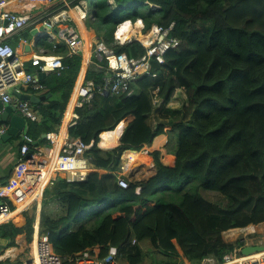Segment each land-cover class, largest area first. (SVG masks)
Here are the masks:
<instances>
[{
  "label": "trees",
  "instance_id": "trees-1",
  "mask_svg": "<svg viewBox=\"0 0 264 264\" xmlns=\"http://www.w3.org/2000/svg\"><path fill=\"white\" fill-rule=\"evenodd\" d=\"M80 1L70 0V6ZM92 4L87 17L97 23L90 26L88 17L87 28L118 53L137 57L144 52L137 41L116 43L113 31L124 20L141 19L145 28L174 22L172 35L181 43L165 54L163 64L153 62L154 75H139L138 94L95 95L76 109L78 118L68 135L80 137L90 163L106 171L88 173L84 180L59 176L46 186L39 229L49 234L55 252L66 259L95 245L101 246L103 257L108 245H117L126 264H140L147 257L149 264H184V258L201 264L206 257L221 262L242 244L240 239L226 241L224 231L264 222V0H92ZM101 28L106 30L104 39ZM28 33L27 28L21 36ZM18 38L13 37L14 47ZM58 48L56 52L63 49ZM62 61L65 68L60 74L50 72L41 78L43 94L51 96L38 105L40 121H29L26 130L33 141L48 147L42 134L57 132L81 56L64 55ZM30 66L27 63V71ZM92 76L99 81L100 74L88 70L86 77ZM152 88L161 98L157 107L152 105ZM177 88L185 90L186 104L167 110ZM119 128L115 147H98L105 133ZM160 133L168 138L165 148L174 156L173 165L161 162L160 151H151L154 174L128 180L126 188L119 186L115 171L123 151H140ZM37 145L29 144L28 152L32 154ZM203 191L218 194L224 204L206 198ZM1 200L15 209L11 198ZM25 207L18 205L16 211ZM34 208L0 224V255L17 246L20 234L26 243L32 241ZM58 209L61 212L53 215ZM85 209L91 212L69 227ZM146 239L149 250L141 245ZM21 258H0V264H23Z\"/></svg>",
  "mask_w": 264,
  "mask_h": 264
},
{
  "label": "built area",
  "instance_id": "built-area-1",
  "mask_svg": "<svg viewBox=\"0 0 264 264\" xmlns=\"http://www.w3.org/2000/svg\"><path fill=\"white\" fill-rule=\"evenodd\" d=\"M26 1L32 7L38 6L43 9L49 7L56 0ZM5 2L6 0H0V103L13 104L25 119L34 120L36 112L29 100H21L13 94V91L35 95L43 94L46 87L41 82V75L39 78V74L47 75L50 72L60 74L65 68L62 61L64 55L78 54L86 61L81 81L73 86L61 118L60 124L62 125L64 115L72 101L71 116L66 122V127L69 128L76 123L78 118L76 109L89 104L95 95L108 94L109 96L128 97L138 94L140 88L136 85V81L139 75L141 73L154 75V73H151L153 62L159 65L163 64L165 54L181 43L178 37L172 35L174 22H171L168 26L155 23L145 28L144 24L137 26L138 21L142 22L138 19L134 25L131 20H125L130 21L132 30L126 29V32L121 34H117L118 24L114 30V39L117 44L131 41L139 42L144 47V52L140 56L133 57L125 52L118 53L95 35L86 47V39L80 35L78 28L71 22L72 19L66 11L75 8L80 16L85 18L86 11L83 9L86 5L85 1L82 0L79 4L70 6V0H62L63 8L61 10H47L50 12L44 14L39 22L31 20L28 13L7 9L4 7ZM83 2L84 4H82ZM152 8H156V6H152ZM25 27L28 28L30 33L34 30L32 37L35 39V44L40 43V52L28 60H24L22 56L18 55L17 49L10 43V39ZM23 43L24 45L27 44V40L23 39ZM44 43L51 44L52 48L46 47ZM59 46L63 49L56 52ZM85 57H87V60ZM27 62L31 66H38V68L35 71H27ZM47 63L50 64L49 67H46ZM89 64L92 67L91 70L100 74L98 82L95 76L86 77ZM28 90L34 93H28ZM157 91L158 89L152 88L150 92L153 107L159 106L161 101V98L157 96ZM169 105L168 102L166 107H169ZM7 129L8 125L6 123L0 124V140ZM55 133L57 134V132L46 133L45 138L49 141L50 146L43 145L45 151H43L44 148L37 145L34 147V152L30 154L28 152L29 144H34L35 141L23 129L21 134L23 142L20 145L19 155L14 165L17 182H11L9 179V183L4 184L9 189L0 190V217H3V219H7L11 215L12 209L1 198H11L17 203L18 199L31 191L37 185L38 180H41L42 173H45V166L53 172L47 180V186L52 184L60 174H64L63 178L68 181L84 180L86 176L85 168H88L90 164L89 158L85 155L86 145L84 141L80 137L70 138L68 135L61 140L58 146L54 136ZM32 164H34V167H32ZM40 166L42 169H40ZM130 168L128 162H123L121 158L120 169L115 171V174L118 185L123 188L128 186V180L130 179L127 172ZM44 187H42V193ZM36 220L33 239L30 242L34 255L26 260L21 258L23 264H126L121 259L120 247L117 245H108L103 257L99 256L101 246L95 245L66 259L55 252L49 234L40 231L39 219ZM235 229L228 230L231 234L236 232V237L241 235L238 239L242 244L238 248H234L231 253L225 254L221 262H217L214 257H206L203 258L201 264H264V250L250 254L241 253L242 248L246 246L264 245V233L253 239V237H247V231L240 232L235 231ZM2 255H0V258H2Z\"/></svg>",
  "mask_w": 264,
  "mask_h": 264
},
{
  "label": "crops",
  "instance_id": "crops-1",
  "mask_svg": "<svg viewBox=\"0 0 264 264\" xmlns=\"http://www.w3.org/2000/svg\"><path fill=\"white\" fill-rule=\"evenodd\" d=\"M4 7H6L7 9L18 10V11H20L22 13H28L31 16V20H35V21H38L39 22L40 19L44 16V14L50 12V11H47V10H53V11L54 10H61L63 8V3H62V0H56L49 7L40 9V7H38V6L32 7V5L29 4L26 0H6ZM66 11H67V14L72 19L71 22L78 28V31H79L80 35L87 40V37L83 35L82 30L80 29V27L78 25V22H77V19H76V16H75V15H78L77 14L78 11L76 9L74 10L72 8L67 9ZM25 29H27V27H25L24 29H22V30H20V31H18L16 33L17 35H15V36H19V38H18V41H17L18 44L16 45L15 48L16 49H20L19 51H17V54L18 55L22 56V58L24 60H28L30 57H32L36 53L40 52V43L35 44V39H33V37H32V32L31 33L30 32L28 33L30 35V37H24L25 35L24 36H21V34L25 33ZM92 34L94 35V33L92 31H87V35L88 36H92ZM23 39L27 40V44L24 45ZM13 41H14V39L11 38L10 39V43L13 42ZM34 47H36V49ZM85 58L87 60V57H85ZM27 63L30 66V63L29 62H27ZM84 64L86 65V61H85V59L83 60V58L81 57L80 68H79V71H78V75H77V77L75 79L74 85H77L81 81L82 74H83V73L81 74V72H82V69H83ZM30 68H31V71H35L38 68V66H30ZM91 68L92 67L89 64L88 70H91ZM84 69H85V66H84ZM84 69H83V72H84ZM43 76H45V75L42 74L41 78ZM80 76H81V78L79 80V77ZM39 78H40V74H39ZM72 89H73V87H72ZM21 94H25V93H21ZM106 96H109V95H106ZM68 100H69V98H68ZM68 100L66 102V105L68 103ZM41 102H43V101H41ZM41 102L39 101L38 103H32L30 101L33 109L36 112V117H35L34 121H37V122H39L40 119H41V114H40V112L38 110V105ZM173 104H174V102H173ZM0 105H1V108H2V112L0 113V121H1L0 124H1V123H5L4 120H3L2 114H3V110H4V108H5L6 105L5 104H2V103H0ZM8 105H10L12 107H15L13 104H8ZM15 114L20 115L19 112H18V110H13L12 109L10 111V113H9L8 118H10L12 115H15ZM6 122H7L6 124L8 125V128H9V121H6ZM120 122H124L125 125H126V122L125 121H120ZM60 130H61V126L58 128L57 134L56 133L54 134L56 140H57L58 136L60 135ZM67 136H68V128L66 127V134H65V136L62 137V140L65 139ZM158 136L161 137L158 140V141L161 140V142H157L159 144L155 143V139ZM119 139H120V137H119ZM167 139L168 138H167L166 134H164V133H160V134L156 135L154 137V139L152 140V143L151 144H144V146L140 150V151H142V155L141 156H139L140 151H133V150H130V149H127V150L123 151V153L121 155V158H122L123 162H128V164L130 166H132L128 170V172H127L128 177H129L130 180H142V179H145V178H147V177H149V176H151V175L154 174V172H155L154 162H153V159L152 158H151V161H150V158H149V157H151L150 154H149V152H151V151H154V150L160 151V160L164 164H166V165H169V166L170 165H173V163H174V156L171 153H169L167 151V149L165 148V145L167 143ZM19 140L20 141L18 143L15 142V144H13L17 148V151L16 152H15V149H13V145L10 146L11 140H8V141L1 140V142H0V190H3V189L4 190H8L9 189V187H5L4 184L1 185L2 182H5L6 181V183H7L9 181V179H11L13 182H15V181L17 182L16 175L14 173V165H15V160L17 159V157L19 155L20 142L22 141V136L21 135L19 136ZM36 142H37L38 146L39 147L41 146L42 148H44L43 151H45V147L43 146L45 144H40V142H38V140ZM47 142H49V141L47 140ZM118 143H120V140H119ZM160 143H161V145H160ZM48 144H50V143H48ZM115 146L116 145H114L113 147H115ZM98 147L101 148L100 146H98ZM101 149L108 150V149H111V148H108V149L101 148ZM33 165L34 164H32V167H34ZM45 168H46V166H45ZM40 169H42L41 166H40ZM85 169H86V175L88 173L95 172V171L100 172V173H103V172L106 171L104 169L97 168L94 164L92 165L91 163L89 164V167L88 168H85ZM42 179H43V173H42L41 180ZM41 180L39 179L38 180V183H39V181L41 182ZM38 183H37V185H38ZM46 183L47 182H45L44 184L46 185ZM37 185L34 187V191L31 190V191L27 192L26 195H23V197H21L20 199L17 200L18 201L17 202L18 204L15 203V209L12 210L11 215L7 219H3V217H0V224L1 223H4V222H6V221H8L10 219L15 218L18 214L21 213L22 210L29 209L30 207H28V206H30L31 204H32V206H31L32 208L35 207L34 208L35 209V213L38 212V214H40L39 212H40V209H41L40 204H41L42 190L39 189L37 191ZM46 186L44 187V189L46 188ZM3 187H5V188H3ZM41 189H42V187H41ZM23 203H25L27 205V207L22 208L21 210L16 211L18 209L17 208L18 205H22ZM38 219H39V217H38ZM35 224H36V220H35ZM253 227H254L253 230H249L248 231V234H262V233H264V222L259 223V224H256L255 226L253 225ZM230 230L224 232L223 235L225 233H228ZM256 236H258V235H256ZM21 239L23 240L24 244H26L25 243L26 242L25 236L23 234H20V235H18L16 237L17 246L16 247H10V248H16V251L17 252L15 254V257H17V255H20L21 253L19 254L18 252H21L23 250V244L21 243ZM229 240H233V239H229ZM149 243H150V241H149ZM18 244H19L20 249L18 247ZM150 245H151V243H150ZM142 247H144V246H142ZM10 248H8V249L5 250V253H4V255H2V258L3 257H10L11 259L14 258L13 251L10 254H7V251ZM184 264H191V263H190L189 260H187L186 258H184Z\"/></svg>",
  "mask_w": 264,
  "mask_h": 264
},
{
  "label": "rangeland",
  "instance_id": "rangeland-1",
  "mask_svg": "<svg viewBox=\"0 0 264 264\" xmlns=\"http://www.w3.org/2000/svg\"><path fill=\"white\" fill-rule=\"evenodd\" d=\"M82 4H84V2L82 3ZM126 6V5H125ZM124 6V7H125ZM86 7H87V11H89V12H92V10H93V4H92V0H87V4H86ZM151 7V6H150ZM152 8V7H151ZM141 9H147V6H143V7H141ZM88 17H90V16H88ZM87 17V18H88ZM85 19V18H84ZM83 19V20H84ZM89 20L91 21V23H90V26H92V23L93 22H95V23H97V20L96 21H94L95 19H93V18H89ZM136 22V20L135 21H131V23L134 25V23ZM142 24L143 25V23L142 22H139V24ZM85 26H86V24H85ZM86 28H87V26H86ZM88 29V31H91V29L90 28H87ZM105 35H106V30L104 29V28H101V31H100V37H102L103 39H104V37H105ZM25 37H30V35L29 34H27V35H25ZM94 39V35L92 34V36L91 37H89V39L87 38V41H88V43H90L92 40ZM11 44L13 45V43L11 42ZM35 49H36V47H34ZM20 49H17V51H19ZM172 98H174V104L172 105H169V107H168V109L167 110H175L176 108H182L185 104H186V94H185V90L184 89H182V88H177V89H175V92H174V94H173V97ZM167 105V104H166ZM167 114H168V112H167ZM176 115H178V114H175V113H173V116H176ZM25 121H26V123H25V127H24V130L26 131L27 130V128L29 127V124H28V122L29 121H34V120H30V119H28V118H26L25 119ZM8 140H11V144H10V146H12L13 144H15V142H19L20 140H19V137H11L10 139H8ZM8 140H6V141H8ZM0 142H1V140H0ZM9 146V147H10ZM15 147V148H14ZM13 149H15V152L17 151V148H16V146H14L13 145ZM14 152V151H13ZM14 152V153H15ZM140 152H142V151H140ZM16 154V153H15ZM151 156V155H150ZM150 158V161H151V158L152 157H149ZM162 162V161H161ZM132 167V166H131ZM60 176H62V177H64V174H60ZM32 191H34V188L32 189ZM203 193V195L206 197V198H209L210 200H212V201H215V202H217L218 204H221V205H223L224 204V199L222 198V197H220L218 194H213L212 192H209V191H203L202 192ZM32 204L30 205V206H28V207H30L29 208V210H32ZM40 206H41V204H40ZM56 212V211H55ZM61 212V210L60 209H58V212L57 213H54L53 215H58L59 213ZM40 213V212H39ZM36 214V219H38V217H39V214H38V212H36L35 213ZM82 216V214H79L78 216H77V218H79V217H81ZM79 219H77L76 221H74V222H72V225H77V224H79L80 223V221H78ZM37 221V220H36ZM250 230H253V228L252 229H250ZM235 231H240V232H242V231H249V230H244V229H241V230H238V229H235ZM236 235H237V233L235 232L234 234H231L230 232H228V233H225L224 235H223V238L226 240V241H233V240H235V238L236 239H238V238H240L241 237V235H239V236H237L236 237ZM247 237L249 238V237H253V239H256V235L255 234H248L247 235ZM229 239H233V240H229ZM21 243L23 244V250L21 251V252H18L19 254H20V256L22 257V259L23 260H26V259H29V258H32L33 257V255H34V251H33V248L31 247V245H30V243H26V244H24V242H23V240L21 239ZM141 244H142V246H144L143 248L145 249V250H149V249H151L152 248V246L150 245V243H149V240L148 239H146V240H144V241H142L141 242ZM0 245H2L3 246V244H0ZM18 247H19V244H18ZM16 252L17 251H13V254H14V258H16L15 257V254H16ZM17 256H19V255H17ZM150 263V258L149 257H147V258H145L140 264H149Z\"/></svg>",
  "mask_w": 264,
  "mask_h": 264
},
{
  "label": "bare ground",
  "instance_id": "bare-ground-1",
  "mask_svg": "<svg viewBox=\"0 0 264 264\" xmlns=\"http://www.w3.org/2000/svg\"><path fill=\"white\" fill-rule=\"evenodd\" d=\"M72 9H74L75 10V8H72ZM78 15H75L76 16V19H77V22H78V25H79V27H80V29L82 30V33H83V35L84 36H86L88 39H89V37H91V36H88L87 35V29H86V27L84 26L85 25V23H84V20H83V18L80 16V14H79V12L77 13ZM139 22L140 21H138V23H137V26H142V24L140 23L139 24ZM84 23V24H83ZM126 29L127 30H129V31H131L132 30V28H131V24H130V21H125V22H122L121 24H119V27H118V30H117V34H121L122 32H126ZM85 46L87 47L88 46V41L86 40V44H85ZM48 59V58H47ZM50 66V64L49 63H47L46 64V67H49ZM84 66H85V64H84ZM84 66H83V69H84ZM83 69H82V72H81V74L83 73ZM80 78H81V76L79 77V80H80ZM173 102H174V98L170 101V103L169 104H173ZM71 107H72V101L70 102V104H69V107H68V109H67V111H66V113H65V115H64V119H63V122H62V125H61V130H60V135L58 136V138H57V145L59 146V144H60V142H61V140H62V137L63 136H65V134H66V122H67V120L70 118V116H71ZM119 133H120V128L119 129H117V130H115V131H110V132H107V133H105V135H104V137H103V139L101 140V142H100V147L101 148H104V149H108V148H112L116 143H117V137H118V135H119ZM161 137H156V139H155V143H157V142H161V140L160 141H158L159 139H160ZM157 144H159V143H157ZM160 145H161V143H160ZM142 155V152H140L139 153V156H141ZM47 168V167H46ZM46 168H45V173H43V179L41 180V182L39 181V183H38V185H37V191L40 189V190H42L41 189V187H44V183L45 182H47V180H48V178L50 177V175L51 174H53V172H52V170L50 169H48L47 168V171H46ZM255 226V225H254ZM252 228H254L253 227V225L252 224H249V225H247L246 227H237L236 229H238V230H241V229H244V230H250V229H252ZM22 248V247H21ZM19 249H20V247H19ZM12 251H16V248H10L8 251H7V254H10Z\"/></svg>",
  "mask_w": 264,
  "mask_h": 264
},
{
  "label": "water",
  "instance_id": "water-1",
  "mask_svg": "<svg viewBox=\"0 0 264 264\" xmlns=\"http://www.w3.org/2000/svg\"><path fill=\"white\" fill-rule=\"evenodd\" d=\"M34 32V30L32 31V33ZM42 76V74H40ZM13 94L17 97H19L21 100H29L32 103H38L39 101H44L46 98L50 97L51 93L47 92L46 94H40V95H35V94H21L17 91H13ZM108 95V94H106ZM16 110L15 107H12L10 105H6L4 110H3V120L4 121H9V128L7 129V131L5 133L2 134L1 136V140H8L11 137H19L22 133V130L25 126V118L15 114L12 115L10 118H8L9 113L11 110ZM42 137L45 138L46 134H42ZM37 143L36 141L34 142V144ZM134 151V150H133ZM264 250V245L262 246H246L241 250L242 254H249L255 251H261Z\"/></svg>",
  "mask_w": 264,
  "mask_h": 264
},
{
  "label": "clouds",
  "instance_id": "clouds-1",
  "mask_svg": "<svg viewBox=\"0 0 264 264\" xmlns=\"http://www.w3.org/2000/svg\"><path fill=\"white\" fill-rule=\"evenodd\" d=\"M146 3V2H145ZM150 4V6L152 7V6H154L153 4H151V3H149ZM86 12H87V7H86V5L84 6V8H83ZM91 18H93L94 19V17L93 16H90ZM87 18V13H86V15H85V19ZM84 19V18H83ZM85 19H84V23H85ZM136 20H138V19H136ZM141 20V19H140ZM125 21V20H124ZM142 21V20H141ZM123 22V21H122ZM122 22H120V23H122ZM119 23V24H120ZM116 28V27H115ZM115 30V29H114ZM93 33H94V31L93 30H91ZM94 35H95V33H94ZM113 36H114V31H113ZM66 107V106H65ZM61 125V124H60ZM60 127V126H59ZM42 199V198H41ZM103 205V204H102ZM89 212H91V210L90 209H85L83 212H81V214H82V216L81 217H79V218H76V219H74L72 222H74V221H76L77 219H79L78 221H82L83 220V218H84V216L87 214V213H89ZM72 222L69 224V227H73L74 225H72ZM262 223V222H261ZM259 224V223H258ZM252 225H256V224H252ZM232 229H234V228H232ZM255 235H258V236H256L257 238L259 237V236H261L262 234H255ZM234 241V240H233ZM251 246H253V245H251ZM262 246V245H261ZM243 249V248H242ZM255 252H257V251H255ZM253 253V252H252ZM250 254V253H249Z\"/></svg>",
  "mask_w": 264,
  "mask_h": 264
}]
</instances>
